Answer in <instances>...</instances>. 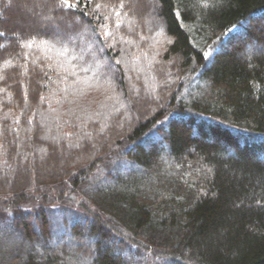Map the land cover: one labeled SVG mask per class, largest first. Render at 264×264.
Masks as SVG:
<instances>
[{"label":"trees","instance_id":"1","mask_svg":"<svg viewBox=\"0 0 264 264\" xmlns=\"http://www.w3.org/2000/svg\"><path fill=\"white\" fill-rule=\"evenodd\" d=\"M60 2L0 0V263L264 264V0Z\"/></svg>","mask_w":264,"mask_h":264},{"label":"snow or ice","instance_id":"2","mask_svg":"<svg viewBox=\"0 0 264 264\" xmlns=\"http://www.w3.org/2000/svg\"><path fill=\"white\" fill-rule=\"evenodd\" d=\"M67 6L69 8L75 7V4L69 3L68 0H61L60 4L58 5V7H64ZM97 7H99V5H97Z\"/></svg>","mask_w":264,"mask_h":264},{"label":"rangeland","instance_id":"3","mask_svg":"<svg viewBox=\"0 0 264 264\" xmlns=\"http://www.w3.org/2000/svg\"><path fill=\"white\" fill-rule=\"evenodd\" d=\"M43 18H41V20H42ZM233 29V28H232ZM211 52H213V50L211 51ZM210 54H208L207 55V57L209 56ZM87 244H88V242L87 241H85ZM1 264V263H0ZM85 264H87V263H85Z\"/></svg>","mask_w":264,"mask_h":264}]
</instances>
